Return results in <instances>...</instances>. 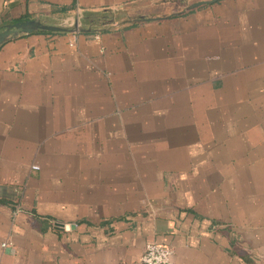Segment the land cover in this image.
I'll return each mask as SVG.
<instances>
[{"label":"crops","instance_id":"crops-1","mask_svg":"<svg viewBox=\"0 0 264 264\" xmlns=\"http://www.w3.org/2000/svg\"><path fill=\"white\" fill-rule=\"evenodd\" d=\"M144 1L0 0V27ZM159 16L0 45V264H258L264 0Z\"/></svg>","mask_w":264,"mask_h":264},{"label":"rangeland","instance_id":"rangeland-1","mask_svg":"<svg viewBox=\"0 0 264 264\" xmlns=\"http://www.w3.org/2000/svg\"><path fill=\"white\" fill-rule=\"evenodd\" d=\"M192 1H196V0H170V1L169 0H163V1L156 0L153 2H150V1L139 2L134 5H131V4L127 5V7L121 10H116L115 11L116 13L114 14H108L109 16L107 17V19H111L113 17V19L121 21L127 17H134L142 13L148 16H152V15L159 16L162 13L175 14V13H178L179 11H183L184 7ZM102 21H103L102 18L97 19L95 22L96 25L94 27L101 28L102 25L100 24ZM261 82H264V80L263 79L259 80V84H261ZM258 88H259V92L257 93L256 102H257V107H259V109L261 110V111H258L259 113H261L260 118L264 119V86L259 85ZM260 208L262 209H259L261 211H259V214L256 216L255 222L250 221L249 217L243 213L242 219L240 221L241 226L239 228L241 231L247 232L249 230L255 231L257 229L264 231V207H260ZM225 227L228 231H231V236L235 238V242L232 244V247L235 246L237 249V245H239L240 243L242 252L247 254V250L249 249L250 244L248 243V240L245 237V234H242V236L239 239L237 237L238 235H236L237 233L235 232V229L238 230V228L234 226L233 222L231 223L226 222ZM233 232L236 234H233ZM263 252H264V239L263 241L258 239V243H257V263L258 264H264V253Z\"/></svg>","mask_w":264,"mask_h":264},{"label":"water","instance_id":"water-1","mask_svg":"<svg viewBox=\"0 0 264 264\" xmlns=\"http://www.w3.org/2000/svg\"><path fill=\"white\" fill-rule=\"evenodd\" d=\"M215 1L218 0L192 1L184 7L183 11L192 10L199 6L210 4ZM110 11L115 12L116 10L110 9ZM179 12L181 13L182 11ZM158 18H161V16L150 17L144 14H138L134 17H127L121 21L115 20L113 18L105 19L104 21L101 22L100 25H102V27H118L124 23H137L140 21H145L149 19H158ZM83 20H84V13L82 12H79L77 17H75L71 21H67L65 19H58V18L57 19L47 18V17L42 18L40 16H35L33 18H27V19H19L11 23L4 24L3 26L0 27V45L9 39L35 31L87 33V32L100 30V28H95L92 27L91 25L85 26Z\"/></svg>","mask_w":264,"mask_h":264},{"label":"built area","instance_id":"built-area-1","mask_svg":"<svg viewBox=\"0 0 264 264\" xmlns=\"http://www.w3.org/2000/svg\"><path fill=\"white\" fill-rule=\"evenodd\" d=\"M138 264H176L172 247L146 241Z\"/></svg>","mask_w":264,"mask_h":264},{"label":"trees","instance_id":"trees-1","mask_svg":"<svg viewBox=\"0 0 264 264\" xmlns=\"http://www.w3.org/2000/svg\"><path fill=\"white\" fill-rule=\"evenodd\" d=\"M114 13L116 12H112L109 9H106V10L103 9L102 11H86L84 13V20L87 24L94 27L96 25L95 22L97 19L102 18L104 21L109 16L108 14H114ZM108 29L109 27H101L100 31H106Z\"/></svg>","mask_w":264,"mask_h":264}]
</instances>
